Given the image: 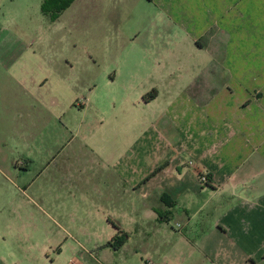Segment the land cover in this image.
Wrapping results in <instances>:
<instances>
[{
  "label": "rangeland",
  "instance_id": "rangeland-1",
  "mask_svg": "<svg viewBox=\"0 0 264 264\" xmlns=\"http://www.w3.org/2000/svg\"><path fill=\"white\" fill-rule=\"evenodd\" d=\"M42 2L0 0V264H107L108 220L178 219L164 109L209 54L145 37V0H73L56 20Z\"/></svg>",
  "mask_w": 264,
  "mask_h": 264
},
{
  "label": "crops",
  "instance_id": "crops-1",
  "mask_svg": "<svg viewBox=\"0 0 264 264\" xmlns=\"http://www.w3.org/2000/svg\"><path fill=\"white\" fill-rule=\"evenodd\" d=\"M145 37L204 49L208 61L164 109L177 118L164 159L186 168L160 176L178 219L168 208L143 232L108 220L109 240L127 235L117 249L99 245L113 251L107 264L138 252V264H264V0H145Z\"/></svg>",
  "mask_w": 264,
  "mask_h": 264
},
{
  "label": "trees",
  "instance_id": "trees-1",
  "mask_svg": "<svg viewBox=\"0 0 264 264\" xmlns=\"http://www.w3.org/2000/svg\"><path fill=\"white\" fill-rule=\"evenodd\" d=\"M73 0H43L41 11L50 20H56L60 13L67 8ZM207 183V182H205ZM126 233L121 232V235L114 236L108 241L107 245L117 249L126 237Z\"/></svg>",
  "mask_w": 264,
  "mask_h": 264
},
{
  "label": "built area",
  "instance_id": "built-area-1",
  "mask_svg": "<svg viewBox=\"0 0 264 264\" xmlns=\"http://www.w3.org/2000/svg\"><path fill=\"white\" fill-rule=\"evenodd\" d=\"M199 180L201 183H205L208 181L206 175L204 174L200 176ZM141 264H153V261L149 257H146L142 259Z\"/></svg>",
  "mask_w": 264,
  "mask_h": 264
}]
</instances>
